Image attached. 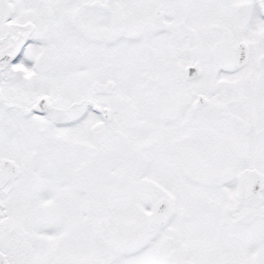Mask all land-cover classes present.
<instances>
[{
  "label": "snow or ice",
  "instance_id": "1",
  "mask_svg": "<svg viewBox=\"0 0 264 264\" xmlns=\"http://www.w3.org/2000/svg\"><path fill=\"white\" fill-rule=\"evenodd\" d=\"M0 264H264V0H0Z\"/></svg>",
  "mask_w": 264,
  "mask_h": 264
}]
</instances>
